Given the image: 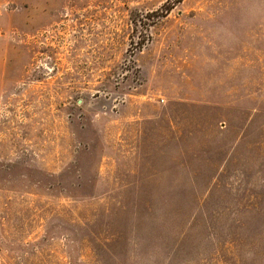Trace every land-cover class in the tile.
<instances>
[{
  "label": "rangeland",
  "instance_id": "1",
  "mask_svg": "<svg viewBox=\"0 0 264 264\" xmlns=\"http://www.w3.org/2000/svg\"><path fill=\"white\" fill-rule=\"evenodd\" d=\"M0 264H264V0H0Z\"/></svg>",
  "mask_w": 264,
  "mask_h": 264
}]
</instances>
